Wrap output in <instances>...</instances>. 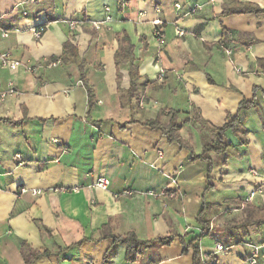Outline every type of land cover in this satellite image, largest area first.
Masks as SVG:
<instances>
[{
    "label": "crops",
    "instance_id": "crops-1",
    "mask_svg": "<svg viewBox=\"0 0 264 264\" xmlns=\"http://www.w3.org/2000/svg\"><path fill=\"white\" fill-rule=\"evenodd\" d=\"M234 1L264 10V0H0V53L20 62L0 60V264L35 254L30 264H192L204 203L203 264H264L263 217L247 208L264 210V13L222 14ZM122 35L131 59L122 51L118 64ZM67 41L75 56L59 60ZM242 101L245 142L229 129L227 149L199 158ZM127 234L148 243L134 258L114 238Z\"/></svg>",
    "mask_w": 264,
    "mask_h": 264
},
{
    "label": "trees",
    "instance_id": "trees-1",
    "mask_svg": "<svg viewBox=\"0 0 264 264\" xmlns=\"http://www.w3.org/2000/svg\"><path fill=\"white\" fill-rule=\"evenodd\" d=\"M239 13L261 14V13H264V10L261 9L260 7H258L257 5L252 4V3H241L238 1H234L231 5L224 7L223 11H222V14H224V15L239 14ZM118 40L120 41L121 45H120V50L116 54V62L119 64V62H120L119 56L121 55L122 51L124 53H126L125 56L128 55L129 58L131 59V54H129L131 46L129 44L127 36H125V35H122L121 37H119ZM125 46H126V48H125ZM74 49H75V47L70 43V41L65 42L63 45V53H62V56L60 57L59 60L65 59V57L67 55L75 56ZM260 64H261V66H264V61L260 62ZM136 81H137V75L136 76L131 75V78H130V89L131 90H133L134 87L136 86ZM87 95H88V102H91V96H92L91 90L87 89ZM250 105H251L250 102L242 101L238 107L237 115L235 117H233L230 121L226 122L223 126L213 129V131H212L213 132V141L211 143L204 145V147L202 149V153L199 155V158L204 159L205 154L208 152L221 153L225 149H227L229 147V145L226 142L224 133H225V131H227L229 129L238 135V137L241 139L242 143L245 142L243 139V136L245 135V131L242 128L240 119H241V114L244 111H246L250 107ZM144 125L160 129L158 126L155 125L154 121L145 122ZM176 126H177L176 124L175 125L171 124L172 128L176 127ZM208 165H210L209 162H208ZM212 207H213L212 205H210L208 203H204L202 205L197 217H196L198 223H200L203 226V229L200 231V234L195 239H193L187 246V248L192 249V253H193V256H192L193 263L192 264H203V262L201 261V258H200V253H199V248H198L197 243H198V240L202 236L207 235L209 233V223L210 222L207 218V214ZM247 208H250L251 211H253V212L257 213V215H261L263 217V219L255 222L257 225H260L264 222V210L252 208V207H249L248 205H247ZM246 223H248V222H246ZM241 226H243V224H241ZM114 238L116 241H118V242H120L126 246L127 258H134L148 244L145 241L138 240L134 234H127L123 237H114ZM158 242L161 244H167V243H169V239L168 240H158ZM77 244L78 243H76V245ZM224 246H226V245H224ZM227 247H229V246H227ZM36 255H38V254L33 255L32 258L36 257ZM30 260L26 261V264H30V262H31Z\"/></svg>",
    "mask_w": 264,
    "mask_h": 264
},
{
    "label": "built area",
    "instance_id": "built-area-1",
    "mask_svg": "<svg viewBox=\"0 0 264 264\" xmlns=\"http://www.w3.org/2000/svg\"><path fill=\"white\" fill-rule=\"evenodd\" d=\"M28 1L31 2V3L34 2V0H28ZM175 7L179 9L180 8V4H176ZM156 11H157V13L160 12V10L158 8H156ZM194 11L195 10H192V12H194ZM187 15H189V17L192 16L191 12L188 13ZM152 23L154 25H156V26H160L161 25V21L159 19H154L152 21ZM73 25H74V23H70V26H73ZM42 31H43V28L41 27L40 29H38V31H36V35L39 36ZM178 34L179 35H183V32L180 30V31H178ZM2 35L3 36H7L6 31H3ZM156 36H157V38H158V40L160 42V45H162L163 44V34H162L160 29L156 30ZM0 60H1L3 66L8 67V68H10L12 70H15L20 65L19 61L10 59L9 53H0ZM108 184H109L108 179L106 177L100 176V177L97 178V180H96L94 185L96 187L102 189V190H107ZM59 190H63V189H54L53 191H59ZM23 191L25 192L24 189H23ZM31 194L34 195V196H37V195L41 194V191L37 190V189L36 190H32ZM122 194L131 195V192L125 190V191H123ZM249 197H252V194H250ZM229 249H230V247L224 246L223 244H221L219 242H217L216 245H215L216 254H227ZM248 260H249L250 264H255L256 263L253 256L250 259H248Z\"/></svg>",
    "mask_w": 264,
    "mask_h": 264
},
{
    "label": "rangeland",
    "instance_id": "rangeland-1",
    "mask_svg": "<svg viewBox=\"0 0 264 264\" xmlns=\"http://www.w3.org/2000/svg\"><path fill=\"white\" fill-rule=\"evenodd\" d=\"M216 245V244H215ZM214 252H215V249H214ZM216 253V252H215Z\"/></svg>",
    "mask_w": 264,
    "mask_h": 264
}]
</instances>
